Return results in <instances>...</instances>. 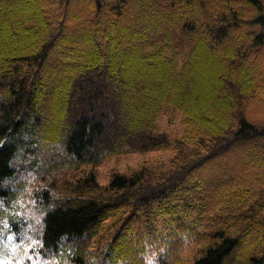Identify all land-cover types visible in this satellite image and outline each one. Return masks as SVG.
Returning <instances> with one entry per match:
<instances>
[{
	"label": "trees",
	"instance_id": "obj_1",
	"mask_svg": "<svg viewBox=\"0 0 264 264\" xmlns=\"http://www.w3.org/2000/svg\"><path fill=\"white\" fill-rule=\"evenodd\" d=\"M1 261L264 264V0H0Z\"/></svg>",
	"mask_w": 264,
	"mask_h": 264
},
{
	"label": "rangeland",
	"instance_id": "obj_2",
	"mask_svg": "<svg viewBox=\"0 0 264 264\" xmlns=\"http://www.w3.org/2000/svg\"><path fill=\"white\" fill-rule=\"evenodd\" d=\"M161 124L171 131L176 137L184 133V125L181 122V115L178 112H164L160 118ZM172 149H157L151 151H127L120 154H113L105 158L97 166L98 178L101 183L108 182L112 171L127 172L131 168L149 166L150 168L168 167L170 158L173 156ZM72 171L70 170L69 173ZM194 253L192 245H186L184 255L191 259ZM3 263L2 261L0 262Z\"/></svg>",
	"mask_w": 264,
	"mask_h": 264
}]
</instances>
